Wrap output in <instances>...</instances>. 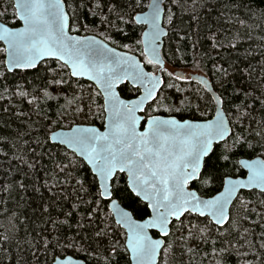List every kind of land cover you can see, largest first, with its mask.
Returning <instances> with one entry per match:
<instances>
[{
    "label": "snow or ice",
    "instance_id": "obj_1",
    "mask_svg": "<svg viewBox=\"0 0 264 264\" xmlns=\"http://www.w3.org/2000/svg\"><path fill=\"white\" fill-rule=\"evenodd\" d=\"M196 4L3 0L0 192L40 194V217L0 235V264H264V55L202 35ZM224 7L264 17L257 0ZM187 55L208 71L186 74Z\"/></svg>",
    "mask_w": 264,
    "mask_h": 264
},
{
    "label": "trees",
    "instance_id": "obj_2",
    "mask_svg": "<svg viewBox=\"0 0 264 264\" xmlns=\"http://www.w3.org/2000/svg\"><path fill=\"white\" fill-rule=\"evenodd\" d=\"M165 2L167 3L168 0H165ZM184 2L185 6L189 9L193 7V0H184ZM201 2L205 5V7H200ZM231 2L232 0H197L196 8L201 20L202 35L207 34L208 24H211L213 26V30H215V28L217 27H223L233 34L239 32V34L243 37V40L241 42V50L248 49L250 52H252L253 56L256 59L251 60V62L255 64L257 60H259L260 57L264 55V47H262V45H264V41L260 39V37H264V17L257 16L249 19L247 16H245L242 9L240 11H236L235 9L224 7L225 4H230ZM245 2H247V0H245ZM2 3L3 0H0V4ZM213 5H215V8L212 11L211 17H209L207 15V11L208 8H212ZM257 6L264 7V4L259 3V0H257ZM174 11L176 12L178 18L182 17L185 22H189L188 12H183L180 8H174ZM10 12H13V9H9V14L5 18L6 21L11 26H18L19 21H17V19ZM221 13H223L224 15H220ZM217 16L220 17L218 21L216 19ZM226 16L246 19L247 24L245 26H241L235 23V21L229 24L225 18ZM177 23H179V19L177 20ZM193 28H196L195 24H193ZM195 39L196 37L193 36V40ZM175 47L176 41L174 38L165 41V48L167 50H174ZM207 48V43H202L200 45V51L202 52L206 51ZM182 51H190V45L188 48H182ZM185 60L187 61V66L183 69H191L196 72H200L201 70H203L204 72H207L208 68L210 67V64H208L207 67L204 66V63H206V61L202 63L201 68L199 69L193 67L191 55H187L185 57ZM169 64L176 68L181 67L180 62L172 63L171 61H169ZM192 86L196 87L197 85L194 82L192 83ZM210 115L211 113H209V116ZM100 123V120L96 121L97 125H100ZM13 127H19V122H14ZM42 163L46 165V168L37 173V175L41 179H43L45 172L51 173L53 170V163L51 160L45 158ZM4 167L7 168L8 165L5 164ZM7 182L10 181L4 180L3 173H0V184ZM41 192H44V190L41 189ZM46 196L47 194H45V197ZM39 217L40 194L33 193L31 189H29L28 191H20L18 189H14L9 193L0 192V235L15 234L17 240L23 239L26 236L27 232H32L34 228L33 222L39 223ZM258 231L259 230L257 229V232ZM6 247L9 246L6 245ZM16 251L17 250L15 247V242H13L9 247V252L12 255H16ZM199 258V255H196V258H191V264H201ZM189 260V256L185 255V264H189ZM5 264H9V262L5 261ZM12 264H14V262H12Z\"/></svg>",
    "mask_w": 264,
    "mask_h": 264
},
{
    "label": "flooded vegetation",
    "instance_id": "obj_3",
    "mask_svg": "<svg viewBox=\"0 0 264 264\" xmlns=\"http://www.w3.org/2000/svg\"><path fill=\"white\" fill-rule=\"evenodd\" d=\"M169 67L170 68H173V66H171L170 64H169ZM176 68V67H175ZM184 71H185V73L186 74H191V73H193V72H196V71H193V70H191V69H183ZM192 83H194V82H192Z\"/></svg>",
    "mask_w": 264,
    "mask_h": 264
},
{
    "label": "rangeland",
    "instance_id": "obj_4",
    "mask_svg": "<svg viewBox=\"0 0 264 264\" xmlns=\"http://www.w3.org/2000/svg\"><path fill=\"white\" fill-rule=\"evenodd\" d=\"M10 13H12V12H10ZM194 257L196 258V256H194ZM201 260H202V257L200 256L199 261L201 262ZM203 263L209 264V261L205 259V260H203Z\"/></svg>",
    "mask_w": 264,
    "mask_h": 264
},
{
    "label": "water",
    "instance_id": "obj_5",
    "mask_svg": "<svg viewBox=\"0 0 264 264\" xmlns=\"http://www.w3.org/2000/svg\"><path fill=\"white\" fill-rule=\"evenodd\" d=\"M13 2H14V0H13ZM11 26V25H10ZM20 26H22V21H19V25L18 26H15V27H20ZM198 72H193V73H191V74H193V75H195V74H197ZM97 126H99V125H97Z\"/></svg>",
    "mask_w": 264,
    "mask_h": 264
}]
</instances>
